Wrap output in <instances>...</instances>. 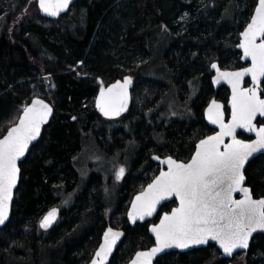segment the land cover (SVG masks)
<instances>
[{
  "label": "trees",
  "instance_id": "trees-1",
  "mask_svg": "<svg viewBox=\"0 0 264 264\" xmlns=\"http://www.w3.org/2000/svg\"><path fill=\"white\" fill-rule=\"evenodd\" d=\"M257 2L80 0L54 21L28 15L29 0H0L7 9L0 11V138L34 97L52 101L56 109L21 164L12 216L0 230V264H88L109 226L126 232L110 264H127L154 244V222L129 225L130 203L159 172L153 155L187 161L197 142L213 132L203 116L216 94L210 64L243 66L236 45ZM43 75L52 78L53 91H46ZM127 75L135 80L132 107L119 120H105L95 107L98 91ZM197 83L200 91L191 102L197 118L168 120L163 113L170 94L180 88L187 97ZM228 95L224 87L218 92L225 103ZM91 138L111 157H135L113 222L106 216L105 179L92 172L83 180L76 166L84 140ZM246 177L254 198H263L264 155L248 165ZM174 206L166 204L160 213ZM55 207L59 220L44 232L40 221ZM246 257V264H264V235L253 239ZM229 263L210 245L170 253L156 264Z\"/></svg>",
  "mask_w": 264,
  "mask_h": 264
},
{
  "label": "snow or ice",
  "instance_id": "snow-or-ice-1",
  "mask_svg": "<svg viewBox=\"0 0 264 264\" xmlns=\"http://www.w3.org/2000/svg\"><path fill=\"white\" fill-rule=\"evenodd\" d=\"M70 3L71 0H38L40 11L48 16H58ZM240 36L237 47L242 49L241 59L250 60L249 67L227 71L215 62L210 64L215 72L213 82L223 80L231 87L230 119L226 122L224 106L212 100L206 116L210 124L219 128L215 135L201 139L187 161L172 156L153 157L160 159L167 170L160 171L135 197L127 212L128 220L135 224L137 220L153 216L162 201L175 198L178 206L158 217V224L153 223L149 231L154 236V246L136 252L131 264H153V259L166 249L185 250L208 245L210 241L231 257L237 249L249 248L253 233L264 232V199H253L251 190L244 186L243 171L249 157L264 150V89L261 88L264 84V0H258ZM245 77H250L251 87L244 86ZM131 85L132 78L124 77L122 82L102 87L96 107L110 119L127 111ZM52 111L43 99L31 100L24 106L18 123L0 139V225L9 219L13 189L20 176L17 161L41 135V128L48 123ZM238 130L254 133L255 139H239ZM124 173L125 169L119 168L116 179L120 180ZM237 193L242 198H235ZM57 212L51 209L40 221V228L51 227ZM122 235L109 227L91 264H105Z\"/></svg>",
  "mask_w": 264,
  "mask_h": 264
},
{
  "label": "water",
  "instance_id": "water-1",
  "mask_svg": "<svg viewBox=\"0 0 264 264\" xmlns=\"http://www.w3.org/2000/svg\"><path fill=\"white\" fill-rule=\"evenodd\" d=\"M35 1L37 2V6H38V0H35ZM78 1H80V0H71V3H70V5H69L68 9L65 10V11H63V12H61L58 16H48L47 14L43 13L42 11H40L39 6H38V10H39L40 16H42L43 18L56 21V20H58L60 17L66 15V14L70 11V9L72 8V6H73L75 3H77ZM257 3H258V2H257ZM253 14H254V12H253ZM240 40H241V36H240ZM239 42H240V41H239ZM237 50H238L241 54H243V53H242V49H240L239 47H237ZM241 60H242L244 63H248V66H246V67H249V66L251 65L250 60H249V61H245V60H243V59H241ZM215 63H217V64L220 66V64H219L218 62H215ZM220 68H221V67H220ZM221 69H222V68H221ZM211 70H212V69H211ZM222 70H227V71H237V70H240V69H235V70H231V69H222ZM212 72L214 73V76H213L212 80H214V78H215V72H214L213 70H212ZM124 77H131V78H132V85H131V86L129 87V89H128V106H127V111L121 112L119 116H115V117H113V118H111V119H110V118H107V117H105V116L100 112V110L96 107V101H97V98H98V96H99L100 89H101L102 87H103V88H107V87L111 86L112 84H114L116 81H121V82H122L123 79H124ZM124 77H123L122 79L116 80L115 82H113V83H111V84H108V85H102L101 88H100L99 91H98V94H97L96 99H95V107H96L98 113L100 114V116H101L102 118H104L105 120H111V121L119 120V119H121L122 117H124V116L129 112V110H130L131 107H132V104H133V91H134V88H135V80H134V78H133L132 76H130V75H127V76H124ZM247 80L250 81V84H249L248 86L246 85V81H247ZM213 83H214V82H213ZM221 86H226V87L230 90V97H229V101H228V103H227V108H228L229 111H230V115H229V117L227 116L226 111H225V119H226V122H227V120H229V119H230V116H231V105H230V100H231V87H230L229 84H227V83L224 82L223 80H221L219 83H214V87H215L216 90H217L219 87H221ZM244 86H245V87H251V86H252L250 77H245ZM261 88L263 89V84H261ZM36 98L43 99V100L45 101V103H48V104L51 106V108L53 109V111H52V115L48 118V123H46V124H44V125L42 126V128H41V135L37 138V140L33 141V142L29 145V149H28V151L25 153V155H24L23 157L20 158L19 161H17V166H18L19 169H20V176H19V178H18L16 188L13 189V202H12V205H11V208H10L9 219H8L7 221H5V223H4L3 225H0V230L3 229L4 227H6V226L8 225V223H9V221H10V219H11V216H12L13 205H14V201H15V198H16V192H17V190H18L19 183H20V179H21V164H22V163L26 160V158L28 157V154L30 153V150L32 149V147H33L34 145H36V144L40 141V139H41V137H42V134H43V132H44L45 127H46L47 125H49V124L52 122V120H53V118H54V116H55V110H56V109H55V105H54V103H53L52 101H49V100L44 99V98H41V97H34L33 99H36ZM33 99H31V100H33ZM212 100H215V101H217L218 103L222 104V105L224 106V110H225L226 105H225L223 102L219 101V100L216 99V98H213ZM212 100H211V101H212ZM211 101H210V103H211ZM29 103H30V102H29ZM210 103H209V104H210ZM209 104H208V105H209ZM207 107H208V106H207ZM207 107H206V109H207ZM206 109H205V111H204L205 122H206V124H207L210 128H212V129L215 131V132H214L213 134H211V135H215L216 132L219 131V128H218L216 125H213V124H210V123H209V121H208V119H207V116H206ZM22 114H23V111L21 112L20 115H22ZM18 120H19V119H18ZM258 122H259V121H258ZM258 122H257L258 126H261ZM16 123H18V121H17ZM16 123H15V124H16ZM15 124H13L11 127H13ZM11 127H10V128H11ZM241 133L244 134V135H246V136H248L249 138L255 139V135H254V133H247V132H243V130H238V138H239V139H242V138L239 137V135H240ZM6 134H7V132H6L4 135H6ZM4 135H3V136H4ZM3 136H2L0 139H2ZM208 136H209V135H208ZM205 138H207V136H206ZM205 138H203V139H205ZM199 141H200V140H199ZM199 141H198L197 143H199ZM246 141H250V140H246ZM226 142H230V141L226 140ZM193 154H194V153H193ZM263 155H264V150H261L260 152L254 153L251 157H249V160L246 162V164H245V168H244V170H243V171H244L245 178H246V179H245V184H244V186H245V187H248V188L251 190V192H252V189L248 186V183H247L246 170H247V168H248V165H249L253 160H255V159H257L258 157L263 156ZM156 156H157V155H156ZM153 157H154V156H153ZM153 157H152L153 162H154L155 164L160 165V171H162V170H163V171H166V170H167V166L164 165V164H161V163H160V159H164V158H161V157H160V159H153ZM157 157H159V156H157ZM174 159H176V158H174ZM159 173H160V172H159ZM159 173H158V175H159ZM158 175H157V176H158ZM155 177H156V176H155ZM151 182H152V181H151ZM151 182H150V183H151ZM147 186H148V185H146V187H145L143 190H145V189L147 188ZM143 190H142V191H143ZM142 191H141V192H142ZM141 192H139L138 194H136V195L133 197L132 201H133V200L135 199V197H136L137 195H139ZM252 197H253V199H256V198H254L253 193H252ZM235 198H237V199L242 198V197H241V194H239V193L235 194ZM260 199H264V197H263V198H260ZM132 201H131V203H130L129 210H130V208H131ZM172 202H175V206H174V207H177V206H178V202L175 201V198H173L172 200H168V201H162L161 204L158 205V207H157V213H156V214H154V215L151 216V217H146L143 221L137 220V222H136L135 224H132V223L128 220V216H127V220H128V222H129V225H130L131 227H135L137 224H144V223H147V222H154V223L156 222L155 224H158V223H159V219H158V217H162L163 214L166 213V212H164V213H162V214H159L160 211H161V209H162L166 204H169V203H172ZM174 207H173V208H174ZM52 209H53V208H52ZM55 209H57L58 212H57V217H56L54 223H53V224L51 225V227H49L47 230L41 228L42 231H44V232H48V231L54 229V227L56 226V224H57V222H58V220H59V217H60V209L57 208V207H55ZM50 210H51V209H50ZM50 210H49V211H50ZM129 210H128V211H129ZM49 211H48V212H49ZM48 212H47V213H48ZM47 213H46V214H47ZM46 214H45V215H46ZM45 215H44V216H45ZM44 216H43V217H44ZM43 217H42V219H43ZM42 219H41V220H42ZM152 226H153V224H151V225L149 226V229H150ZM109 227H111V226H109ZM109 227H107L105 231H107V229H108ZM111 228H112L114 231L122 232L123 235L119 238V240H117L115 246H114L113 249H112L111 254L107 257V260H106L105 264H110V263H111L113 257L115 256V254L117 253V251H118L119 248L121 247V245H122V243L124 242V239H125V237H126V232L124 231V229H118V228H113V227H111ZM105 231H104V232H105ZM149 232H150V231H149ZM150 235H151V237H152V239H153V242L155 243L154 236L152 235L151 232H150ZM257 235H264V232L257 231V232H255V233H253V235H252V237L250 238V241H249V248L246 249V250L237 249L236 252H234L233 255H232L231 257L224 255L222 249H219L218 245H216L215 242L210 241L208 245H198V246H193V247H191V248H189V249H185V250L176 249V248L166 249L164 252L158 254V255L153 259V264H156L157 261H158L159 259H161V257L166 256V255H168V254H170V253H181V254H185V253H188V252H192V251H194V250L208 248L210 245H215V247L219 250V252H220V259L229 260V261H230L229 264H235V263H233L232 260H233L236 256H238L239 254H242V253H246V252H248L249 249H250V247H251V244H252L253 239H254L255 237H257ZM103 236H104V233H103L102 238H101V243L103 242ZM101 243H100V244H101ZM153 246H154V244H153L152 246H150L149 248H147V249L139 250V251H147V250H149V249H150L151 247H153ZM98 248H99V247H98ZM98 248H97V250H98ZM97 250H96V251H97ZM96 251H95V252H96ZM137 252H138V251H137ZM135 254H136V253H135ZM135 254H134V256L132 257V259H131L127 264H131L132 260L135 258ZM94 257H95V253H94V255H93L91 261L94 259ZM91 261H90L88 264H91Z\"/></svg>",
  "mask_w": 264,
  "mask_h": 264
},
{
  "label": "rangeland",
  "instance_id": "rangeland-1",
  "mask_svg": "<svg viewBox=\"0 0 264 264\" xmlns=\"http://www.w3.org/2000/svg\"><path fill=\"white\" fill-rule=\"evenodd\" d=\"M1 4L2 3H0V11H6L7 9L3 8ZM38 13L39 10L37 6V2L35 0H32L31 2V0H29V8L27 9V14L30 16H34L37 15ZM162 55L163 54L161 52L159 56ZM212 75L213 73L211 72V76ZM80 76L81 75H78V77ZM42 79H44L45 81L46 91L47 92L53 91L54 87L52 84V78L43 75ZM198 90H199V83H197L195 86L192 85L190 93H187V97L186 94H184L183 98L181 97L180 88L174 90V93L170 94V97L168 96L169 105L167 104V106H165L166 111L163 113V115L168 120H173V121H177L178 119L184 120L186 118L195 120L197 117L193 114V110L191 109L190 105L192 100L195 98ZM170 92L173 91L171 90ZM209 101L210 99L207 102L209 103ZM23 108L24 107H21L20 110L23 111ZM139 108H141V106L136 107V109ZM18 119L19 117L16 119L15 123L18 121ZM129 147L133 151L138 150L137 143H130ZM128 154L129 153H125L123 155L119 154L111 157L108 154L102 152L99 149L96 141L93 138H91L84 140L81 154L76 159V166L80 170V174L83 180H87L92 172L99 173L105 179L104 182L106 185L105 187L106 190L104 191V195L106 199V205L108 208L106 212V216L109 222L115 221L114 220L115 215H113L112 213L114 212L115 208H117L118 206V196H119L120 187L124 182V180L126 179V177L128 176L131 169V165L134 162L135 157L134 156L130 157ZM121 167L125 169V173L120 180H117L116 172ZM116 220H118V217L116 218ZM246 260H247L246 256L238 255V258L233 262L236 264H246Z\"/></svg>",
  "mask_w": 264,
  "mask_h": 264
},
{
  "label": "flooded vegetation",
  "instance_id": "flooded-vegetation-1",
  "mask_svg": "<svg viewBox=\"0 0 264 264\" xmlns=\"http://www.w3.org/2000/svg\"><path fill=\"white\" fill-rule=\"evenodd\" d=\"M238 45V44H237ZM237 45H236V49H237ZM239 52V51H238ZM240 53V52H239ZM240 56H239V58H240V61H241V64L243 65L242 67H246V66H248V63H244L242 60H241V57H242V54L240 53L239 54ZM219 63V62H218ZM220 64V63H219ZM220 67L222 68V69H231V70H235V69H240V68H232V67H230V68H226V67H222L221 65H220ZM210 71L212 72V70L210 69ZM213 73V72H212ZM213 76H214V73H213V75L211 76L212 78H213ZM212 78H211V83H212V87H213V89H214V91H215V95L213 96V97H211L210 98V101L213 99V98H216V99H218L219 101H221L219 98H218V92H219V90L222 88V87H224V88H226L228 91H229V95H228V100H227V102L225 103V102H223V101H221V102H223L225 105H226V107H225V111H226V114H227V116L229 117V115H230V111H229V109L227 108V103H228V101H229V97H230V90L226 87V86H221V87H219L217 90L215 89V87H214V83H213V80H212ZM250 84V81L249 80H247L246 81V85L248 86ZM263 89H264V84H263ZM199 91H200V89L198 90V92H197V94L199 93ZM197 94H196V96H197ZM195 96V97H196ZM194 100V99H193ZM210 101H209V103H210ZM208 102H207V104H206V106H205V109H206V107L208 106V104H209ZM190 107H191V105H190ZM205 109H204V111H205ZM204 111H203V116H204ZM204 120H205V117H204ZM206 123V122H205ZM259 123V122H258ZM208 126V125H207ZM209 127V126H208ZM210 128V127H209ZM213 132L211 133V134H213L215 131L212 129V128H210ZM211 134H209V135H211ZM208 136V135H207ZM206 137V136H205ZM204 137V138H205ZM239 137L240 138H242V139H244V140H250V139H252V138H249L248 136H246V135H244V134H240L239 135ZM153 156H156V155H153ZM152 156V157H153ZM167 156H171V155H166V156H164V157H161V158H165V157H167ZM160 157V156H159ZM173 157V156H172ZM173 158H175V157H173ZM177 159V158H176ZM157 167H158V169H159V172H160V165H158V164H155ZM158 172V173H159ZM158 173L156 174V176L158 175ZM161 212V211H160ZM159 214H161V213H159ZM248 252H246V253H242V254H239V255H243V256H246V254H247ZM238 258V256H236L234 259H233V261L234 260H236ZM234 263V262H233ZM236 264V263H235Z\"/></svg>",
  "mask_w": 264,
  "mask_h": 264
}]
</instances>
